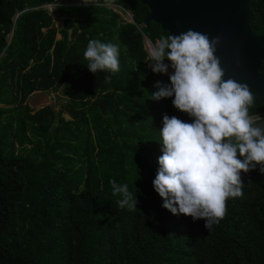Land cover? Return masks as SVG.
<instances>
[{
    "label": "trees",
    "instance_id": "16d2710c",
    "mask_svg": "<svg viewBox=\"0 0 264 264\" xmlns=\"http://www.w3.org/2000/svg\"><path fill=\"white\" fill-rule=\"evenodd\" d=\"M57 2L0 0V264H264L260 164L241 172L243 196L228 199L224 218L210 230L204 218L163 208L153 188L163 116L194 117L175 108L174 97L151 99L158 81H170L147 60L145 39L168 35L154 21L144 26L148 6L81 0L82 6H62L81 14L60 13L65 20L58 31L41 8ZM110 3L133 19L123 20ZM252 8V30L264 35V0H252ZM93 39L119 46L118 72L89 71L84 51ZM66 81L76 90L69 99L75 120L52 127L22 111L34 92ZM248 113L264 114L258 99ZM113 179L128 184L134 210L117 207Z\"/></svg>",
    "mask_w": 264,
    "mask_h": 264
},
{
    "label": "clouds",
    "instance_id": "9594fccd",
    "mask_svg": "<svg viewBox=\"0 0 264 264\" xmlns=\"http://www.w3.org/2000/svg\"><path fill=\"white\" fill-rule=\"evenodd\" d=\"M89 2L84 0L85 5ZM220 41V36L210 38L188 29L160 36L147 50L154 73L167 74L169 67L173 70L170 84L160 86L158 81L159 90L151 99L174 97V107L194 117L186 122L163 116L160 136L164 147L153 188L162 198L163 208L194 221L204 218L209 230L224 218L228 199L243 196L241 172L260 164L264 173V129L254 126L248 113L253 94L247 84L223 79L225 72L215 55ZM119 56L118 45L95 39L88 41L84 51L92 73L118 72ZM165 59L171 64H165ZM233 137L239 143L234 144ZM109 183L112 194L121 196L117 207L134 210L136 200L128 184L114 179Z\"/></svg>",
    "mask_w": 264,
    "mask_h": 264
},
{
    "label": "water",
    "instance_id": "95a60500",
    "mask_svg": "<svg viewBox=\"0 0 264 264\" xmlns=\"http://www.w3.org/2000/svg\"><path fill=\"white\" fill-rule=\"evenodd\" d=\"M148 6L144 26L156 22L168 34L188 29L220 36L215 55L225 75L247 84L253 98L264 107V35L252 30V0H138ZM13 37V35H11ZM151 44L152 42L148 40ZM264 129V122L258 125Z\"/></svg>",
    "mask_w": 264,
    "mask_h": 264
},
{
    "label": "rangeland",
    "instance_id": "374dc122",
    "mask_svg": "<svg viewBox=\"0 0 264 264\" xmlns=\"http://www.w3.org/2000/svg\"><path fill=\"white\" fill-rule=\"evenodd\" d=\"M81 0H59V2L55 3V7L59 6L57 9L55 7H52L53 9L50 11L52 13V20L54 21L55 28L58 31H61L64 26V17L68 18L69 16L73 15H80L81 11L77 8L75 9H66L65 7L62 8V6H79ZM110 8H113L115 12L119 14V16L123 20H132L130 13L127 9L123 7H119L115 4H107ZM60 9V10H59ZM64 9V10H62ZM60 13L62 14L61 17ZM60 16V17H58ZM75 21V20H74ZM61 36L57 35V40H60ZM12 40V36L10 35L8 37V43H10ZM151 43L148 41V39H145V46L146 50H148V47ZM148 52V51H147ZM165 64L166 63L164 61ZM172 69L169 67V71L167 73L168 76L172 74ZM76 93V90L71 87V84L66 81V83L61 84L57 90L52 89V86L39 89L38 91L34 92L31 96L28 97L23 103V112H30L33 115H39L43 118H46V120L52 125V127H59L60 126V120L62 119H68V120H75L77 117L75 115L76 108L73 106V104L70 103V98ZM85 92L79 94L84 95ZM81 96V97H82ZM2 106V104H1ZM20 104L11 105L10 107H19ZM3 107V106H2ZM5 107V106H4ZM20 111V108H18ZM258 122H264V114L260 116V119ZM7 123L6 120L3 121V124ZM51 127V128H52ZM50 128V132L53 130ZM6 133V132H4ZM3 133V138L6 137ZM28 133H32L31 130H28ZM31 148V146H29Z\"/></svg>",
    "mask_w": 264,
    "mask_h": 264
},
{
    "label": "built area",
    "instance_id": "2783aa9c",
    "mask_svg": "<svg viewBox=\"0 0 264 264\" xmlns=\"http://www.w3.org/2000/svg\"><path fill=\"white\" fill-rule=\"evenodd\" d=\"M82 5H83L82 2H80L79 6H82ZM84 5H85V4H84ZM118 6H119V5H118ZM52 7H55V4H54V5H44V6H42L41 8L47 10V11L50 13V11L53 9ZM58 7H59V6L55 7V9H57ZM119 7H120V6H119ZM129 13H130V12H129ZM50 15L52 16V13H50ZM130 16H131V18H133V16H132L131 13H130ZM261 115H263V114H260V115H257V116H253V117H250V118H252L253 121H254V123H256V122L259 121Z\"/></svg>",
    "mask_w": 264,
    "mask_h": 264
}]
</instances>
